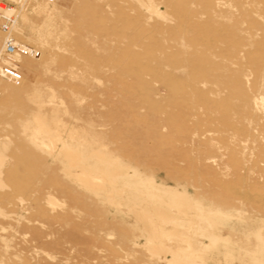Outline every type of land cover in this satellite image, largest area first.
Wrapping results in <instances>:
<instances>
[{
	"label": "rangeland",
	"instance_id": "obj_1",
	"mask_svg": "<svg viewBox=\"0 0 264 264\" xmlns=\"http://www.w3.org/2000/svg\"><path fill=\"white\" fill-rule=\"evenodd\" d=\"M42 1L13 31L41 58L0 98V264H264V0ZM65 150L105 187H82ZM138 194L179 212L180 237L146 231Z\"/></svg>",
	"mask_w": 264,
	"mask_h": 264
},
{
	"label": "bare ground",
	"instance_id": "obj_2",
	"mask_svg": "<svg viewBox=\"0 0 264 264\" xmlns=\"http://www.w3.org/2000/svg\"><path fill=\"white\" fill-rule=\"evenodd\" d=\"M27 1H30V0H10V2H12L13 4H14V7H13V9H9L8 10V13L9 14H12L13 13V11H14V22H13V24H12V26L10 27V30H9V32H8V35H10L13 39H15L16 40V37L14 38L13 37V31L15 32V30H16V26H17V23H18V19H19V14H20V10L23 8V6L25 5V3L27 2ZM42 1V0H41ZM137 1H139V0H137ZM42 2H44L45 3V5H47V6H49V5H51V7L52 6H54V3L56 2V0H43ZM142 3V2H141ZM143 4V3H142ZM44 5V6H45ZM40 6V5H39ZM146 6V5H145ZM142 7V6H141ZM45 8V7H44ZM49 8V7H48ZM41 9V8H40ZM25 10V9H24ZM56 10V8L55 7H52V8H50V11H48L49 12V14H53V13H55L54 11ZM39 12H41V10H39ZM147 12V11H146ZM149 12H152V13H154V14H157V15H160L161 17H162V15H161V13H160V11H158L157 9H155V7H153V5H151L150 4V7H149ZM44 13V12H43ZM47 13V12H46ZM41 14H42V12H41ZM48 14V13H47ZM56 14V13H55ZM25 15V14H24ZM46 16V15H45ZM159 17V16H158ZM45 19H46V17H45ZM52 19V18H51ZM163 20V19H162ZM49 25V24H48ZM26 26V25H25ZM29 30V29H28ZM30 30H32V28L30 29ZM37 30V29H36ZM44 30V29H43ZM27 31V30H26ZM41 31H42V29H41ZM41 31H39V32H41ZM35 32V31H34ZM42 32H44V31H42ZM18 33V32H17ZM22 33H24V32H22ZM20 34V33H19ZM25 34V33H24ZM30 34H33L32 32H30L28 35L30 36ZM35 34V33H34ZM41 34V33H40ZM23 35V34H22ZM42 35V34H41ZM25 36V35H24ZM43 36V35H42ZM26 37H27V35H26ZM29 38V37H28ZM5 39H6V35H5V37H4V39H3V42H2V46H1V48H0V51L2 50V48H3V45H4V41H5ZM26 39V38H25ZM42 39V38H41ZM40 38H38V37H36L35 36V38H34V40L36 41V43L37 42H39V44L42 46L43 45V41L41 40ZM44 39V38H43ZM32 40V39H31ZM17 41V40H16ZM33 41V40H32ZM17 42H19V41H17ZM43 42V43H42ZM19 43H21V42H19ZM29 47V46H28ZM40 47V46H39ZM44 47V46H43ZM38 51V50H37ZM39 52V57H37V58H34V57H16V63H17V67H18V70L20 71V64H19V62H20V60H22V59H33V60H37V59H40L41 58V52L40 51H38ZM20 73H21V71H20ZM22 81V80H21ZM21 85V82L19 83V84H17V85H14V84H11L10 82H8V81H6V80H3L2 78H0V92H1V96L3 95V93H4V88H6V87H19ZM1 98V97H0ZM35 121H37V123H38V121H40V119H38V118H35ZM42 129V128H41ZM77 150V149H76ZM96 151V150H95ZM99 151V150H98ZM100 153V152H99ZM65 156L68 158V160H69V164L72 166V167H75V168H77L76 170V173H73V172H69V173H71V174H73V175H75V177H76V179H77V181L79 182V183H81V185H83L82 187H86L87 188V190H88V188L89 189H91V190H93V192H95L96 190L98 191V190H100V189H102V188H104L105 186H103V185H105V183L103 184L102 182H104V180L105 181H109V179L107 178V174H106V176H105V169H103V167L102 168H98L97 167V164H96V167H93V166H90V165H88L87 163H83L82 161H81V157L78 155V154H76V153H72L71 151H68V150H65ZM104 156V155H103ZM101 154L99 155V158L101 159V160H103V159H105L104 157H103ZM98 157V156H97ZM85 158V157H84ZM86 159V158H85ZM100 160V161H101ZM117 161V160H116ZM103 162V161H102ZM69 165V166H70ZM101 165V164H100ZM95 166V165H94ZM103 166V165H102ZM117 166V165H116ZM75 168H73V169H75ZM115 168V167H114ZM69 170V169H68ZM96 171V172H95ZM111 172H112V169L110 170ZM114 171V170H113ZM120 171V170H119ZM118 170H116V171H114L116 174H118V173H121V172H119ZM93 172H94V174H93ZM111 172H110V174H111ZM113 172V173H114ZM95 173H97V174H95ZM107 173H108V171H107ZM99 174V175H98ZM109 174V173H108ZM113 175H115V174H113ZM122 175H123V177H122V179L124 178V175H125V173L123 174L122 173ZM122 175H120V176H122ZM121 178V177H120ZM103 180V181H102ZM151 180V179H150ZM152 181V180H151ZM149 182V181H148ZM102 183V184H101ZM154 184H156V183H154ZM153 183H152V187H153V189L155 188H157V189H159V194H157L156 195V193L155 194H153L152 196H150L153 200H154V198H158L159 200H157V201H160V200H162L163 198H162V195L164 194H169L170 195V197L169 198H172V200H174L175 199V202L177 201H179V202H181L183 205L182 206H184V208H185V206H187V207H189V208H194L193 206V204L190 202V200L186 197V194H183V193H179L178 191H175V190H172V189H169V187H166V186H164V187H162V186H160V185H154ZM120 188V187H119ZM126 188V187H125ZM120 189H123V187L122 188H120ZM90 191V190H89ZM118 191L119 192H122V191H120L119 189H118ZM124 191H126V189H124ZM119 192H117V193H119ZM155 192V191H154ZM123 193V192H122ZM126 193V192H125ZM97 194H99V193H97ZM112 194V193H111ZM107 195H109L110 196V194L108 193ZM119 196H120V194H118ZM121 196H123V194L121 195ZM188 196V195H187ZM138 198L140 199V202L142 203V205L141 206H139V204L138 203H136V202H133V201H135V197L134 198H132L133 199V201H131L132 203H133V208L132 209H129V210H135L136 211V213L138 214V215H136V216H138L139 218H140V221H141V219H142V222H144V224H145V229H146V231H148V232H154V231H159L161 234L163 233L164 234V232H167V233H165V235L166 234H168V236L170 235V234H172V235H175V234H177L179 237H180V235H181V232H180V226H181V224H179L180 223V220H181V218H179L177 215H179L180 216V214H179V212H178V214L177 215H175L174 213H172L171 211H169V210H166V209H164L163 207H160V206H150L148 203H147V196L146 195H144V194H138ZM124 200L126 199V197L125 198H123ZM177 199V200H176ZM123 200V201H124ZM165 200V199H164ZM122 201V202H123ZM160 204V203H159ZM180 204V203H179ZM164 205V204H163ZM180 206V205H179ZM198 206V205H197ZM196 207V206H195ZM171 208V207H170ZM175 208V207H174ZM173 209V208H172ZM196 209L198 210V211H200L199 209H200V207H199V209L196 207ZM202 209H204V208H202ZM187 210H188V208L186 209V212H187ZM196 210V211H197ZM135 211H133V212H135ZM184 211V210H183ZM183 211H181V212H183ZM203 210H201L200 212H202ZM131 212V211H130ZM180 212V213H181ZM185 212V211H184ZM184 212L182 213V215L184 214ZM185 212V214H184V216H188V214ZM199 212V213H200ZM205 212V211H204ZM204 212L202 213L203 215H200V214H198L197 215V217L199 216V217H203V219H205L206 217H208V215H210V214H217V212H208V211H206V213L208 212V213H210V214H208L207 213V215H205L204 216ZM135 213V214H136ZM196 213H198V212H196ZM205 213V214H206ZM219 214V213H218ZM133 215V214H132ZM221 215V214H220ZM155 217V218H159V220H161V222L163 223V225L161 224V226L159 227V228H157V227H154L153 226V223L151 222V218L152 217ZM191 216V215H190ZM195 217V216H194ZM205 217V218H204ZM187 218V217H186ZM190 218V217H189ZM138 219V218H137ZM191 221V220H190ZM196 223H195V225H196V230H198V233H200L199 231H201V233H203L202 232V230H203V228L201 227V226H199V224L197 223L198 221H195ZM209 223V227L211 228V226H212V228L214 227L213 226V224H211L210 222H208ZM188 224H189V222H188ZM193 224V223H192ZM211 225V226H210ZM166 226V227H165ZM190 226V225H189ZM190 228H192V226L190 227ZM215 228V227H214ZM214 228L212 229V230H214ZM187 229V228H186ZM194 229V228H193ZM192 229H190L189 231H191ZM205 230V229H204ZM217 230V229H216ZM219 231V230H218ZM191 233H192V231H191ZM194 233H196L195 231H194ZM193 233V234H194ZM204 233H205V231H204ZM210 238H211V240H212V242L213 243H217V248H218V242H219V240H221V241H224V242H226V244H228L229 245V243H231V242H229L230 240H229V237H225V236H221V235H218L217 233L215 234L214 232H212L211 234H210ZM246 241V240H245ZM256 241H257V245H256V248L258 249L257 250V254H264V234H260V235H257L256 236ZM224 242H223V244H224ZM229 242V243H228ZM240 242V241H239ZM210 243V242H209ZM212 243V244H213ZM221 243V242H220ZM176 245H177V243H175ZM190 245V244H189ZM222 245V244H221ZM228 245H226V246H228ZM235 245H237V243H235ZM158 246V245H157ZM161 246V245H160ZM159 246V247H160ZM225 246V245H224ZM155 247V246H154ZM159 247H157L158 249H159ZM162 247V246H161ZM216 246H214V248H215ZM229 247V246H228ZM226 248L225 247V249H227V251L230 253V252H232L229 248ZM231 247V246H230ZM204 248V247H203ZM202 248V249H203ZM232 248H234V246H232ZM163 249V248H162ZM162 249L160 248V250L162 251ZM164 249H166L165 247H164ZM188 249V248H187ZM207 249V248H206ZM212 249V248H211ZM216 249V248H215ZM157 250V249H156ZM234 251V250H233ZM240 251H241V249H240ZM240 251H237V252H240ZM246 251V250H245ZM214 252V251H213ZM242 252V251H241ZM246 252H248V251H246ZM245 252V253H246ZM199 253V252H198ZM196 254V253H195ZM253 258H254V256H253ZM200 260V259H199ZM254 261H258L260 264L262 263V261H261V259L258 257V258H254L253 259ZM201 263V262H200ZM203 263V262H202ZM257 263V262H256ZM195 264V263H194ZM258 264V263H257Z\"/></svg>",
	"mask_w": 264,
	"mask_h": 264
},
{
	"label": "built area",
	"instance_id": "obj_3",
	"mask_svg": "<svg viewBox=\"0 0 264 264\" xmlns=\"http://www.w3.org/2000/svg\"><path fill=\"white\" fill-rule=\"evenodd\" d=\"M14 4L10 0H0V32L6 35L4 45L0 51V78L17 85L22 80V75L18 70L16 57H39V52L31 47L13 39L8 32L14 22V11L8 13L9 9H13ZM1 97V92H0Z\"/></svg>",
	"mask_w": 264,
	"mask_h": 264
}]
</instances>
